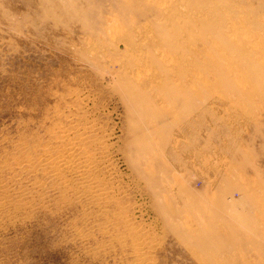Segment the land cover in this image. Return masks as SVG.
<instances>
[{
	"label": "rangeland",
	"instance_id": "374dc122",
	"mask_svg": "<svg viewBox=\"0 0 264 264\" xmlns=\"http://www.w3.org/2000/svg\"><path fill=\"white\" fill-rule=\"evenodd\" d=\"M0 264H264V0H0Z\"/></svg>",
	"mask_w": 264,
	"mask_h": 264
},
{
	"label": "bare ground",
	"instance_id": "6f19581e",
	"mask_svg": "<svg viewBox=\"0 0 264 264\" xmlns=\"http://www.w3.org/2000/svg\"><path fill=\"white\" fill-rule=\"evenodd\" d=\"M73 157V156H72ZM64 159V157H63ZM61 161V159H59ZM74 160L73 158H71L70 156H66V158L64 160H62L59 165H56L57 167H59V170L61 171V169H75V165L76 163H74ZM59 162V161H58ZM58 162H56V164H58ZM72 163V164H71ZM78 163V161H77Z\"/></svg>",
	"mask_w": 264,
	"mask_h": 264
}]
</instances>
